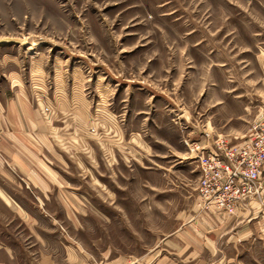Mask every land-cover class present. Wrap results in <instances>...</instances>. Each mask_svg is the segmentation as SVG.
<instances>
[{"label": "rangeland", "instance_id": "374dc122", "mask_svg": "<svg viewBox=\"0 0 264 264\" xmlns=\"http://www.w3.org/2000/svg\"><path fill=\"white\" fill-rule=\"evenodd\" d=\"M11 38L24 41H6ZM15 64L24 77L39 78L48 90L54 77L63 78L71 90L79 85L91 106L105 99L124 120L129 110L153 118L157 114L170 117L187 134L193 124L184 123L186 117L204 139H216L225 137L220 131L248 118L250 134L257 117L253 108L240 118L233 105L216 101L222 95L226 99L227 90L230 97H240L245 87L250 93L264 88V0H0V73ZM212 87L217 92L210 93ZM159 122L169 127L167 120ZM160 139L173 152L179 148ZM193 140L181 138V143L197 155L203 143ZM160 162L152 170L120 167L111 183L117 198H103L90 182V213L79 216L76 227L60 215L63 228L58 225L56 239L69 234L82 241L99 258L93 264H112L109 259L118 253L159 249L188 212L178 189L191 188L197 173L189 165L182 171L173 156ZM2 214L23 248L31 249L26 230L22 225L14 229L17 218L0 204V220ZM4 257L0 249V259ZM28 257L22 255L20 264H38ZM214 260L264 264V232L220 241Z\"/></svg>", "mask_w": 264, "mask_h": 264}, {"label": "crops", "instance_id": "0c3cea01", "mask_svg": "<svg viewBox=\"0 0 264 264\" xmlns=\"http://www.w3.org/2000/svg\"><path fill=\"white\" fill-rule=\"evenodd\" d=\"M53 79V88L48 90L39 78L24 77L19 64L0 73V204L17 218L14 229L22 225L26 236L32 239V248H23L25 244L22 245L19 235L11 231L8 216L2 214L0 249L5 257L0 264H20L22 255L29 256V262L34 258L38 264H93L99 258L84 248L82 241L69 234L63 241L56 239L58 225L62 227L60 215H64L65 224L76 227L79 216L83 219L90 213V182L96 184L103 198H117L111 183L121 173L120 167L152 170L154 165L163 163L161 159L171 156L181 162L177 167L182 171L189 165L197 172L191 188L187 186L190 189L183 185L185 191L178 189L188 206L183 222L162 239L159 249H148L140 255L118 253L109 262L219 264L212 257L218 253L220 241L232 242L264 232V167L257 194L242 201L233 213L203 210L196 198V153H189L181 138L194 139L205 148L212 147L214 138L204 139L195 121L190 123L183 117L188 126L193 124L184 134L170 117L162 119L156 114L153 118L148 113L129 110L124 120L107 100L98 107L91 106L79 85L71 90L63 78ZM261 83L263 87L264 76ZM212 88L210 93L217 92L216 87ZM227 91L226 99L222 95L216 101L218 104L233 105L240 118L250 108L255 117L258 115L264 103V88L250 93L245 87L240 90V97H230ZM157 119L167 120L169 127L161 126ZM247 120L240 126L231 124L230 129L220 131L221 135L231 142L242 141L249 135ZM209 125L216 127L211 122ZM214 132L217 133L216 129ZM160 138L169 139L170 145L179 148L171 151ZM168 149L170 152L165 151ZM162 150L165 152L161 153ZM175 176L183 175L171 174L170 178Z\"/></svg>", "mask_w": 264, "mask_h": 264}, {"label": "built area", "instance_id": "2783aa9c", "mask_svg": "<svg viewBox=\"0 0 264 264\" xmlns=\"http://www.w3.org/2000/svg\"><path fill=\"white\" fill-rule=\"evenodd\" d=\"M260 106L248 137L240 142L218 137L211 148L198 150L197 204L201 209L233 213L259 191L264 167V103Z\"/></svg>", "mask_w": 264, "mask_h": 264}, {"label": "water", "instance_id": "95a60500", "mask_svg": "<svg viewBox=\"0 0 264 264\" xmlns=\"http://www.w3.org/2000/svg\"><path fill=\"white\" fill-rule=\"evenodd\" d=\"M6 41L23 42L24 39L19 40V39L11 38V39H6Z\"/></svg>", "mask_w": 264, "mask_h": 264}]
</instances>
